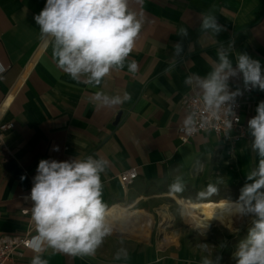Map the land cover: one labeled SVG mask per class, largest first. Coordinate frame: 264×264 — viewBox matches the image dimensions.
<instances>
[{
  "label": "crops",
  "instance_id": "obj_1",
  "mask_svg": "<svg viewBox=\"0 0 264 264\" xmlns=\"http://www.w3.org/2000/svg\"><path fill=\"white\" fill-rule=\"evenodd\" d=\"M45 3L0 0V110L12 94L0 113V124H13L0 138V237L23 234L32 224L31 212L21 211L31 209L33 202L21 194L31 190L40 159L70 161L92 156L107 160L100 174L106 208L134 202L137 206L144 199L137 191L148 184L158 186L161 197L176 176L185 183L178 195L188 201H237L242 187L251 182L247 174L258 166L250 131L233 144L211 131L199 132L183 143L178 127L188 112L182 102L197 95L184 81L190 75L205 76L217 59L218 44L227 46L230 41L234 42L229 57L234 67L236 54L246 53L259 60L264 71V0H128L129 10L142 22L128 57L137 62V72L129 73L126 61L123 70L113 71L96 88L72 80L57 67L52 47L34 20ZM204 14L215 15L224 30L215 37L201 31ZM181 27L188 30L186 37L178 35ZM177 43L183 49L178 56ZM228 84L230 91L243 93L239 95L241 120L247 126L258 103L264 101V90L246 91L242 76L230 78ZM97 91L110 96L128 92L131 100L101 107L90 100ZM54 146L59 150H53ZM131 169L137 178L123 189L119 176ZM209 184L217 185L218 192L198 197ZM247 231L235 233L228 245L229 239L219 234L214 241L211 237L209 246L190 237L191 244L167 250L163 248L169 245L159 243L162 250L149 256L142 253L148 246L136 248L127 261L107 259L97 252L71 256L51 249L43 258L48 264H201L203 257L210 256L214 261L219 257L218 264H235L233 253ZM220 240L222 246L217 248ZM33 255L31 249H21L7 264H30Z\"/></svg>",
  "mask_w": 264,
  "mask_h": 264
},
{
  "label": "clouds",
  "instance_id": "obj_2",
  "mask_svg": "<svg viewBox=\"0 0 264 264\" xmlns=\"http://www.w3.org/2000/svg\"><path fill=\"white\" fill-rule=\"evenodd\" d=\"M34 20L41 37L52 47L57 67L72 80L96 88L113 71L123 70L126 61L128 72H137V62L129 61L128 57L142 22L129 10L128 0H46ZM199 28L213 37L224 30L213 14L202 15ZM178 35L186 37L187 28L181 27ZM233 43L218 44L217 59L205 76L185 78L184 83L194 89L201 101L200 110L189 111L182 120L187 136L210 130L222 117L225 132L232 128L234 119L239 121L231 103L243 93L240 89L229 90L230 78L242 76L245 90H264V71L259 60L237 53L233 66L229 58ZM174 50L175 55H180L182 45L177 43ZM90 100L101 107H114L130 101L131 95L124 92L110 96L97 91ZM255 112L248 119L247 127L252 137L251 150L259 157L258 166L247 174L246 179L251 182L242 187L234 202L236 214L252 219L247 236L233 253L235 264H264V101L258 103ZM53 150L58 151V146ZM107 164V160L92 156L70 161L39 160L30 191L31 221L35 228V235L27 244L34 253L30 264H48L43 254L49 249L71 256H94L104 238L112 234L100 180ZM184 189L181 176H176L169 185V192L173 194H180ZM217 192V185L209 184L197 196H212ZM113 258L129 260L128 249L119 248ZM218 260L219 257L214 261L205 256L201 264H218Z\"/></svg>",
  "mask_w": 264,
  "mask_h": 264
},
{
  "label": "bare ground",
  "instance_id": "obj_3",
  "mask_svg": "<svg viewBox=\"0 0 264 264\" xmlns=\"http://www.w3.org/2000/svg\"><path fill=\"white\" fill-rule=\"evenodd\" d=\"M21 82L19 80L18 84ZM12 98L9 94L4 100L2 110ZM161 197L171 198L180 210L184 219L189 224V233L193 240L200 245H210L213 234L219 235V230H232L239 225L250 221L251 217H242L234 211V200L201 201L191 202L178 194L163 193ZM136 202L128 207L112 205L106 208L107 222L112 226V233L146 235L147 229L152 225V217L148 213H141L135 209ZM160 213L164 222L172 221L173 218L165 206L160 207ZM177 239L164 235L160 241L162 247L176 243Z\"/></svg>",
  "mask_w": 264,
  "mask_h": 264
},
{
  "label": "rangeland",
  "instance_id": "obj_4",
  "mask_svg": "<svg viewBox=\"0 0 264 264\" xmlns=\"http://www.w3.org/2000/svg\"><path fill=\"white\" fill-rule=\"evenodd\" d=\"M161 193L159 187L152 184L144 185L137 191V195L144 199L135 206V209L139 210L141 213H148L152 217L153 223L150 228L147 229L146 235L141 236L132 233L125 236L122 233H112L104 238L102 245L96 250L97 254L107 259H114L113 257L116 251L121 247L127 248L128 252H130L133 249H144L148 246L142 253H145V256H149L154 252L162 250L158 247H160L159 243L164 235L171 236L177 239V241L176 243L170 244L165 249L163 248V250L191 244L188 222L184 219L179 208L172 199L158 196ZM162 206L167 208L173 218L172 221L167 223L164 222L163 216L159 211ZM250 226L251 223H245L232 230H219L218 233L223 236V239H229L235 233L248 229ZM215 238H217L216 234H213L212 241H214ZM230 240L231 239L226 241L227 245L231 242ZM221 242L222 240L217 243V248H221Z\"/></svg>",
  "mask_w": 264,
  "mask_h": 264
},
{
  "label": "built area",
  "instance_id": "obj_5",
  "mask_svg": "<svg viewBox=\"0 0 264 264\" xmlns=\"http://www.w3.org/2000/svg\"><path fill=\"white\" fill-rule=\"evenodd\" d=\"M3 71V69H0ZM250 89L246 91H250ZM183 106L187 112L192 110L199 111L201 108V101L197 95H189L183 99ZM231 103V102H230ZM232 110L234 111L235 115L239 117V121L237 122L235 119L232 121V128L225 132V125H224V117L221 118L220 121L214 122V126L210 128L211 132H214L218 138L222 141L227 143L233 144L245 137L248 136L249 130L248 127L242 122L241 114H242V107H243V100L240 96L235 98V102L231 103ZM13 127L12 123H1L0 124V138L2 132L5 130H9ZM179 138L180 140L185 143L193 136H187L183 131V125L178 127ZM199 132H204L201 130ZM197 132V133H199ZM196 133V134H197ZM195 134V135H196ZM137 172L134 169L127 170L120 174L119 181L123 189L129 188L137 178ZM30 191L26 190L21 194V198L24 200H30ZM33 202V201H32ZM23 214L31 212V209H24L21 211ZM35 235V228L33 223L28 227L27 231L23 234H12V235H5L0 237V264H7L12 256V254L16 252H20L21 249H30L27 247L28 242L31 240L32 236Z\"/></svg>",
  "mask_w": 264,
  "mask_h": 264
}]
</instances>
